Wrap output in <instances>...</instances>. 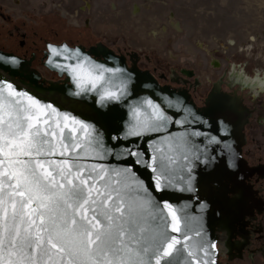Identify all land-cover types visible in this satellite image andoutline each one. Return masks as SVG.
<instances>
[{"label":"snow or ice","instance_id":"1","mask_svg":"<svg viewBox=\"0 0 264 264\" xmlns=\"http://www.w3.org/2000/svg\"><path fill=\"white\" fill-rule=\"evenodd\" d=\"M49 51L47 63L75 82L71 95L95 92L101 105L126 96L125 69L67 45ZM0 62L19 64L14 56ZM117 76L124 87H104ZM131 121L116 138L130 142L106 147L93 124L0 77V264H216L217 245L194 229L195 218L153 195L173 180L190 182L176 167L189 156L176 153L201 133L174 136L169 126L185 122L152 100L134 106ZM145 137L148 151L139 148ZM108 157L121 163L96 162ZM140 166L155 174L150 186Z\"/></svg>","mask_w":264,"mask_h":264},{"label":"rangeland","instance_id":"2","mask_svg":"<svg viewBox=\"0 0 264 264\" xmlns=\"http://www.w3.org/2000/svg\"><path fill=\"white\" fill-rule=\"evenodd\" d=\"M17 40H36L39 48L49 41L101 43L138 57L137 67L167 78L160 84H175L170 73L184 72L197 85L190 96L199 106L216 81L228 92L232 67L264 79V0H0V48L14 49ZM255 95L264 102V92ZM248 133L247 147L264 155V126ZM230 261L264 264V255Z\"/></svg>","mask_w":264,"mask_h":264},{"label":"water","instance_id":"3","mask_svg":"<svg viewBox=\"0 0 264 264\" xmlns=\"http://www.w3.org/2000/svg\"><path fill=\"white\" fill-rule=\"evenodd\" d=\"M60 47L67 45L70 49H79L83 56L90 57L96 63L104 64L110 68H123L131 79H125L127 84L126 96L120 101L99 102L98 94L87 92L81 96H73L72 92L78 91L75 82L69 73L55 68L47 63L52 59L49 46ZM0 55L5 58L16 57L12 53L0 49ZM133 55H129L130 60ZM12 65L0 62V77L14 81L20 88L35 93L44 102H55L61 111L71 112L77 118L93 124L101 134L106 147L117 143L130 142L128 139L117 141V137H124L128 124L132 118V108L141 105L143 101L152 100L163 108L173 120L183 123L169 126V131L174 136L180 134L199 132L201 135H187V142L183 151H178L181 157L189 156L188 161L181 159L177 167V175L191 176L189 183L173 180L164 192L153 193L157 201L161 199L171 203L173 207L183 208L188 216L195 218L193 227L202 233L203 239L209 244L216 243L217 232L230 228L238 220L243 205L239 199L230 195H241L244 189L243 180L247 175L253 174L254 169L248 168L245 160L240 155L244 141V126L247 123L249 112L239 103L235 91H221L222 82L212 84L203 106L194 104L186 89L160 84L157 78L149 71L137 67L136 61L127 63V56L117 52L104 44L96 43L85 49L81 45L69 46L66 42L59 44L46 43L41 64L48 71L53 72L58 80L45 81L36 71H21L23 64ZM60 63H75L76 61L55 58ZM106 76L108 74H105ZM188 76V74H187ZM119 76L113 77L111 83L105 84L113 91L124 87ZM227 88H231L227 82ZM237 85L238 84H234ZM233 85V86H234ZM95 135V134H94ZM145 137L139 141V148L148 151ZM136 147V145H133ZM117 153L123 148H117ZM199 156V159L196 157ZM100 163L116 166L120 160L108 157ZM191 167V173L182 171ZM138 172L147 185H151L155 176L143 166L138 167ZM190 189V190H189ZM183 215V213L181 214ZM197 240L200 237L196 238ZM218 261L217 251L213 257Z\"/></svg>","mask_w":264,"mask_h":264},{"label":"flooded vegetation","instance_id":"4","mask_svg":"<svg viewBox=\"0 0 264 264\" xmlns=\"http://www.w3.org/2000/svg\"><path fill=\"white\" fill-rule=\"evenodd\" d=\"M20 38H24L25 34H18ZM63 42V41H61ZM61 42L49 41V43L59 44ZM45 42L42 48H39L36 40H31L29 43L23 40H17L14 49H2L1 50L12 53L19 59L23 64L21 71H35L37 68L41 67V59L43 57V51L45 49ZM67 43V42H66ZM69 46L79 45L70 44ZM93 45V44H92ZM88 49L89 46H83ZM130 61H136L138 64V57H128L127 63ZM139 67V66H138ZM140 68V67H139ZM142 69V68H140ZM144 70V69H142ZM183 77L178 76L175 73H170L169 78L173 83H164L171 87L183 88L188 91L189 94L196 89V86L191 80V77L187 76L186 73L181 72ZM226 82L231 88H227L226 91H235V95L241 103L249 112V117L247 123L244 126V141L241 146L240 155L245 160L248 168L254 169V173L249 174L243 180L244 189L239 192L241 195H230L235 199H239L243 205V209L238 216L237 222L233 224L230 228H224L226 230V237L221 238V231L217 232V253L221 259L224 256L223 261L220 264L230 263L233 257L242 258L247 254V258L252 260L257 254L264 255L261 250L264 245V155L253 154L251 150L247 147L249 141L252 139L251 134L248 131L253 129L254 125L264 126V102L260 101L256 103V91L264 92V79L259 77H249L243 70L236 69L232 67L226 73ZM160 83V79H167L166 77L159 75L156 77ZM188 78V79H187ZM170 81V82H171ZM234 84H238L234 85ZM234 85V86H233ZM255 92V93H254ZM207 96V95H206ZM203 98L202 103L198 106L201 107L206 99ZM192 99V96H191ZM247 147V148H246ZM263 187V188H262ZM259 243V245H255Z\"/></svg>","mask_w":264,"mask_h":264},{"label":"built area","instance_id":"5","mask_svg":"<svg viewBox=\"0 0 264 264\" xmlns=\"http://www.w3.org/2000/svg\"><path fill=\"white\" fill-rule=\"evenodd\" d=\"M42 69H46L43 66L37 68L35 71L36 73L40 76L41 79L45 80V81H53V80H58V77L56 76V74H54L53 72H50L46 69V72H43ZM218 259H219V255L217 253ZM219 261V260H218Z\"/></svg>","mask_w":264,"mask_h":264},{"label":"bare ground","instance_id":"6","mask_svg":"<svg viewBox=\"0 0 264 264\" xmlns=\"http://www.w3.org/2000/svg\"><path fill=\"white\" fill-rule=\"evenodd\" d=\"M221 232H222L221 233V238L224 239L226 237V234H225L226 233V230L225 229H222Z\"/></svg>","mask_w":264,"mask_h":264},{"label":"trees","instance_id":"7","mask_svg":"<svg viewBox=\"0 0 264 264\" xmlns=\"http://www.w3.org/2000/svg\"><path fill=\"white\" fill-rule=\"evenodd\" d=\"M68 43V42H67Z\"/></svg>","mask_w":264,"mask_h":264}]
</instances>
